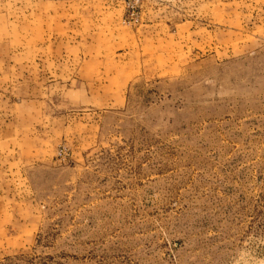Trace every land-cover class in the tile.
Returning a JSON list of instances; mask_svg holds the SVG:
<instances>
[{"label":"rangeland","instance_id":"rangeland-1","mask_svg":"<svg viewBox=\"0 0 264 264\" xmlns=\"http://www.w3.org/2000/svg\"><path fill=\"white\" fill-rule=\"evenodd\" d=\"M0 264H264V0H0Z\"/></svg>","mask_w":264,"mask_h":264}]
</instances>
